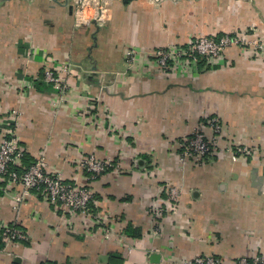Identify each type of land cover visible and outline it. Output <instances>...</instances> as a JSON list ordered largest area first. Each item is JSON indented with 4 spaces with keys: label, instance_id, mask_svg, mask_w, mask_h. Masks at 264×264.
Returning <instances> with one entry per match:
<instances>
[{
    "label": "crops",
    "instance_id": "obj_1",
    "mask_svg": "<svg viewBox=\"0 0 264 264\" xmlns=\"http://www.w3.org/2000/svg\"><path fill=\"white\" fill-rule=\"evenodd\" d=\"M224 34L239 43L213 60L164 70L154 54ZM262 41L264 0H0V119L14 115L24 167L41 161L93 196L72 212L0 182V229L27 235L1 242L0 264L264 256ZM47 59L67 63L63 91L43 80ZM198 128L212 152L181 162ZM90 155L104 171L79 165Z\"/></svg>",
    "mask_w": 264,
    "mask_h": 264
},
{
    "label": "built area",
    "instance_id": "obj_2",
    "mask_svg": "<svg viewBox=\"0 0 264 264\" xmlns=\"http://www.w3.org/2000/svg\"><path fill=\"white\" fill-rule=\"evenodd\" d=\"M239 38L237 34L234 36L224 34L219 38L197 36L187 43V47L175 44L169 45L163 49L159 48L154 54L160 67L166 70L180 62H191L193 64L197 60V55L211 60L218 58L226 48L238 44ZM256 46L262 49L264 41L259 44L256 43ZM66 72H68L67 63L54 64L50 59L44 61L43 80L52 84L56 89L61 91L65 89L64 76ZM13 118L14 115H9L0 119V182H6L9 187L19 188V191L23 194L31 191L42 196L51 204H59L72 212H88L93 197L89 188L83 184L64 182L61 176L49 172L41 161L23 166L22 159L25 151L18 142L11 126ZM208 123L215 134L220 132V125L215 118L210 119ZM212 147H214V141L207 139L203 130L198 128L182 139L179 159L181 162L188 159L200 160L212 152ZM108 163L92 155L84 156L79 161L81 167H85L95 174L104 171ZM166 194V206L169 209H174L173 202L177 199L176 188L170 186ZM26 237L27 235L23 230L12 225L6 224L2 228V241L4 244H10L18 240L22 241ZM190 264H221V262L220 259L205 254L195 257ZM234 264H264V256L260 254H254L250 257L241 256L234 261Z\"/></svg>",
    "mask_w": 264,
    "mask_h": 264
},
{
    "label": "trees",
    "instance_id": "obj_3",
    "mask_svg": "<svg viewBox=\"0 0 264 264\" xmlns=\"http://www.w3.org/2000/svg\"><path fill=\"white\" fill-rule=\"evenodd\" d=\"M197 57V59H200V58H202V59H204L203 57L204 56H201V55H197L196 56ZM198 61V60H197ZM43 71V70H42ZM42 73V72H41ZM42 77H43V73H42ZM30 160V159H29ZM28 160V161H29ZM33 161V160H32ZM31 162V161H30ZM31 163H33V162H31ZM30 165V164H29ZM13 227H15V228H18V227H16L15 225H12ZM19 229V228H18ZM23 241V240H22ZM1 242L4 244V242L2 241V229H0V244H1ZM107 264H122V262H121V260H120V257L117 255V254H111L110 255V257H109V261H108V263Z\"/></svg>",
    "mask_w": 264,
    "mask_h": 264
}]
</instances>
